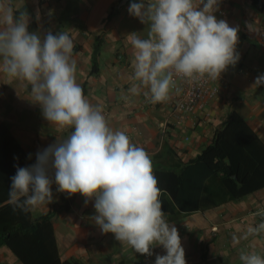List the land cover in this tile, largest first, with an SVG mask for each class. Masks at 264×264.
I'll list each match as a JSON object with an SVG mask.
<instances>
[{
  "label": "crops",
  "instance_id": "crops-1",
  "mask_svg": "<svg viewBox=\"0 0 264 264\" xmlns=\"http://www.w3.org/2000/svg\"><path fill=\"white\" fill-rule=\"evenodd\" d=\"M15 10L29 16V32L41 38L51 31H66L74 42L77 82L93 105L103 109L109 126L124 131L133 143L143 147L152 159L154 175L164 193L162 210L180 235L186 264H242L240 251H256L264 256V233L240 239L249 226L261 222L264 212V185L237 197L225 188L220 175L202 176L196 159L209 146L234 111L243 118L264 146V85L255 86L264 74V0H222L223 14L214 13L230 26L238 27V63L221 74L220 94L202 111L179 122L167 102L150 103L142 89L139 95L129 89L136 83L132 76L133 49L128 35L146 38L148 26L129 14L131 3L141 0H5ZM147 3V0H144ZM96 71L92 55L96 41ZM18 81L11 84L0 74V124L35 163V154L68 132L44 119L38 104ZM148 103V104H147ZM161 171L173 174L164 181ZM158 173V174H157ZM180 177V178H176ZM54 201L31 211L33 219L54 212L52 231L61 264H154L164 255L162 246L152 247V255H141L128 244L102 233L93 217L94 200L85 205L79 193L67 212L61 208L56 186ZM0 264H22L4 245H0Z\"/></svg>",
  "mask_w": 264,
  "mask_h": 264
},
{
  "label": "clouds",
  "instance_id": "clouds-1",
  "mask_svg": "<svg viewBox=\"0 0 264 264\" xmlns=\"http://www.w3.org/2000/svg\"><path fill=\"white\" fill-rule=\"evenodd\" d=\"M220 0H141L129 14L148 26L146 38L128 35L133 49L130 93L153 104L170 99L177 80L217 81L240 55L238 27L214 14ZM29 16L0 0V74L9 84L20 82L30 101L38 104L50 125L68 132L35 154V163L17 166L8 191L14 209L28 213L54 201L56 191L94 200L93 220L102 233H112L141 255L162 246L154 264H186L177 228L162 210L164 194L154 175L148 152L120 130H114L99 105H93L77 82V61L70 34L47 32L43 38L29 32ZM264 85V74L255 86ZM31 159V154H29ZM261 222L249 226L240 239L264 233ZM242 264H264L256 251L241 250Z\"/></svg>",
  "mask_w": 264,
  "mask_h": 264
},
{
  "label": "trees",
  "instance_id": "trees-1",
  "mask_svg": "<svg viewBox=\"0 0 264 264\" xmlns=\"http://www.w3.org/2000/svg\"><path fill=\"white\" fill-rule=\"evenodd\" d=\"M99 46L97 40L93 48L92 73L97 70ZM31 164L8 128L0 124V245L4 244L22 264H61L52 231L51 219L55 213L33 219L30 212L14 209L9 203L8 191L17 166ZM195 164L199 165L205 178L220 175L228 191L232 192V187L237 186L239 198L264 185V146L234 111L216 131L212 143L202 150ZM161 174L165 182L176 180L170 172L161 171ZM75 196L59 192L63 211L69 210Z\"/></svg>",
  "mask_w": 264,
  "mask_h": 264
},
{
  "label": "built area",
  "instance_id": "built-area-1",
  "mask_svg": "<svg viewBox=\"0 0 264 264\" xmlns=\"http://www.w3.org/2000/svg\"><path fill=\"white\" fill-rule=\"evenodd\" d=\"M221 2L222 0L219 3ZM216 13L221 15L223 10L219 8ZM219 86L220 80L212 81L205 78L198 81H187L178 79L179 93L173 90L170 99L166 102L173 106L174 117L181 122L197 110L202 111L208 103L216 99L220 94Z\"/></svg>",
  "mask_w": 264,
  "mask_h": 264
}]
</instances>
